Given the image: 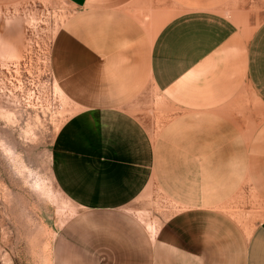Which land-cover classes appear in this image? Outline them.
Wrapping results in <instances>:
<instances>
[{"label": "crops", "instance_id": "1", "mask_svg": "<svg viewBox=\"0 0 264 264\" xmlns=\"http://www.w3.org/2000/svg\"><path fill=\"white\" fill-rule=\"evenodd\" d=\"M67 1L54 77L80 114L56 145L92 204L53 264H264V219L248 232L225 210L244 185L264 204V17L245 26L264 0ZM139 12L162 21L147 46ZM150 184L181 207L153 233L125 208Z\"/></svg>", "mask_w": 264, "mask_h": 264}, {"label": "rangeland", "instance_id": "2", "mask_svg": "<svg viewBox=\"0 0 264 264\" xmlns=\"http://www.w3.org/2000/svg\"><path fill=\"white\" fill-rule=\"evenodd\" d=\"M79 14L67 0H0V264H53L60 230L92 204L82 192L86 168L62 159L56 145L80 107L54 77V49ZM139 16L147 46L162 21ZM263 17L254 16L246 34ZM151 92L138 102L148 114ZM225 206L248 232L264 219V204L245 185ZM125 208L152 233L181 209L151 184Z\"/></svg>", "mask_w": 264, "mask_h": 264}, {"label": "bare ground", "instance_id": "3", "mask_svg": "<svg viewBox=\"0 0 264 264\" xmlns=\"http://www.w3.org/2000/svg\"><path fill=\"white\" fill-rule=\"evenodd\" d=\"M51 192V191H50Z\"/></svg>", "mask_w": 264, "mask_h": 264}]
</instances>
